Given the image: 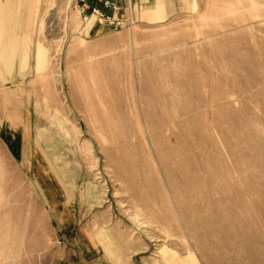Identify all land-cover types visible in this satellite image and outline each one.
Here are the masks:
<instances>
[{
	"label": "rangeland",
	"instance_id": "374dc122",
	"mask_svg": "<svg viewBox=\"0 0 264 264\" xmlns=\"http://www.w3.org/2000/svg\"><path fill=\"white\" fill-rule=\"evenodd\" d=\"M153 4L38 0L0 65V264H264V0Z\"/></svg>",
	"mask_w": 264,
	"mask_h": 264
},
{
	"label": "crops",
	"instance_id": "0c3cea01",
	"mask_svg": "<svg viewBox=\"0 0 264 264\" xmlns=\"http://www.w3.org/2000/svg\"><path fill=\"white\" fill-rule=\"evenodd\" d=\"M15 7L4 4L0 6V65H3L8 73L12 74L17 66V72L23 76L29 56V47L31 45L29 35L31 33L34 18L36 16L38 0H17ZM153 8L146 12L147 20L151 22H161L165 19L164 12L165 0H153ZM15 13L18 20L14 22L13 32L9 33L11 26V16ZM42 26H40V32ZM41 56V57H40ZM45 58L43 49L37 45L35 50V69L40 72L44 69L39 65L37 59Z\"/></svg>",
	"mask_w": 264,
	"mask_h": 264
},
{
	"label": "built area",
	"instance_id": "2783aa9c",
	"mask_svg": "<svg viewBox=\"0 0 264 264\" xmlns=\"http://www.w3.org/2000/svg\"><path fill=\"white\" fill-rule=\"evenodd\" d=\"M138 0H77L84 20L95 19L100 25L120 27V12L123 6H128Z\"/></svg>",
	"mask_w": 264,
	"mask_h": 264
},
{
	"label": "bare ground",
	"instance_id": "6f19581e",
	"mask_svg": "<svg viewBox=\"0 0 264 264\" xmlns=\"http://www.w3.org/2000/svg\"><path fill=\"white\" fill-rule=\"evenodd\" d=\"M69 4V3H68ZM68 8V7H67ZM91 20H93V22L95 21V19L94 18H91L89 21H91ZM41 57V56H40ZM39 60H40V58H39ZM42 60V59H41ZM39 62V61H38ZM45 63V62H44ZM191 258V257H190ZM190 260H192V261H194L193 259H190Z\"/></svg>",
	"mask_w": 264,
	"mask_h": 264
}]
</instances>
